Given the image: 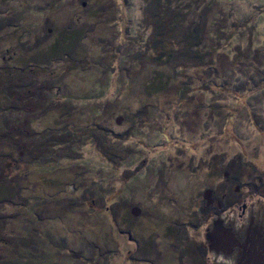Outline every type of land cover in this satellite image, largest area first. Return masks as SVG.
<instances>
[{
    "label": "rangeland",
    "instance_id": "rangeland-1",
    "mask_svg": "<svg viewBox=\"0 0 264 264\" xmlns=\"http://www.w3.org/2000/svg\"><path fill=\"white\" fill-rule=\"evenodd\" d=\"M236 185L264 220V0H0V264H211Z\"/></svg>",
    "mask_w": 264,
    "mask_h": 264
},
{
    "label": "flooded vegetation",
    "instance_id": "flooded-vegetation-1",
    "mask_svg": "<svg viewBox=\"0 0 264 264\" xmlns=\"http://www.w3.org/2000/svg\"><path fill=\"white\" fill-rule=\"evenodd\" d=\"M240 194L238 185L229 194L211 188L202 193V212L207 214L204 243L215 264H264V220L257 219L260 213H250L256 206L247 204V198ZM236 219H242V233L229 224Z\"/></svg>",
    "mask_w": 264,
    "mask_h": 264
},
{
    "label": "trees",
    "instance_id": "trees-1",
    "mask_svg": "<svg viewBox=\"0 0 264 264\" xmlns=\"http://www.w3.org/2000/svg\"><path fill=\"white\" fill-rule=\"evenodd\" d=\"M191 24H188L187 30L185 32L186 38L190 41L191 46H196L200 43V35H201V27L200 24H193L192 27H189ZM196 52V49L193 48V51L191 53Z\"/></svg>",
    "mask_w": 264,
    "mask_h": 264
}]
</instances>
